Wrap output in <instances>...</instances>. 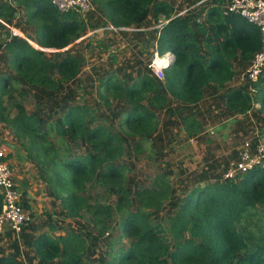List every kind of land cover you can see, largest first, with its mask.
Returning a JSON list of instances; mask_svg holds the SVG:
<instances>
[{"label":"trees","instance_id":"obj_1","mask_svg":"<svg viewBox=\"0 0 264 264\" xmlns=\"http://www.w3.org/2000/svg\"><path fill=\"white\" fill-rule=\"evenodd\" d=\"M16 1L23 5L34 36L11 34L0 43V62L7 65L6 71H0V122L11 125L18 137L27 134L33 144L37 137L48 141V132L53 130L59 137L80 140L88 147L86 154L61 161L66 178L59 187H69L61 196L65 212L75 216L83 210L89 215L91 244L76 229L55 235L46 229L36 234L38 228L32 224L20 234L27 246L22 254L29 264L33 260L34 264H264V171L253 169L238 181L216 179L192 187L168 209L162 224L154 214L170 198L167 173L156 175L151 186L132 192L124 164L119 162L128 138L137 137L139 144V139L157 130V110L163 109L169 117L181 116L189 135L199 133L201 124L192 108L207 89H220L231 80L234 67L246 68L260 48L258 28L238 14H223L219 5L211 6L205 20L198 21L200 16L191 12L172 16L171 6L163 0H91L114 27L140 25L148 16L157 22L163 13L168 21L158 36L155 32L156 44L159 52L175 53L162 81L149 69L150 75L139 72L131 83H123L115 73L100 77L99 97L106 104L110 99L126 104L119 113V130L112 131L94 124L90 108L66 100L68 89L73 92L69 84L82 65L71 46L47 52L30 43L63 49L96 25L74 13H60L47 0ZM13 11L6 0L0 2V19ZM126 76L130 79V74ZM15 82L33 87L39 104L43 101L47 106L48 102L50 110L57 106L59 116L45 119L36 111L27 112L20 102L13 103L12 116L3 97H12ZM245 90L234 88L222 96L227 110L237 113L250 108ZM256 91L254 98L262 109L264 89ZM21 92L26 93L24 88ZM41 149H47L45 144ZM87 183L102 186L114 201L88 202L83 195L88 193ZM114 241L120 246L115 247ZM98 242L105 248L95 256ZM12 246L10 253L0 247V264H23L16 240Z\"/></svg>","mask_w":264,"mask_h":264},{"label":"rangeland","instance_id":"obj_2","mask_svg":"<svg viewBox=\"0 0 264 264\" xmlns=\"http://www.w3.org/2000/svg\"><path fill=\"white\" fill-rule=\"evenodd\" d=\"M198 1L172 0L170 3L181 7L186 4H195ZM215 1L204 0L203 3H198L189 9V12L199 15L198 21H203L211 6H221V0H218L216 4ZM94 6L91 23L96 25L92 26V29H98L97 31L87 36L83 34L63 49H45L47 52L63 51L71 46L70 50L81 58L82 65L76 78L69 84L73 92L67 88L69 95L66 96V100L90 108L95 115L94 124H100L108 130L117 131L122 118L119 113L126 104L112 99L106 104L99 97L100 77L115 73L123 83L126 81L131 83L137 78L139 72L150 75L148 62L154 48L157 29L151 27L154 19H150L151 22L144 20L141 25L124 26V29H119L122 27H113L116 30L103 28L106 26L102 24L105 22L103 12L96 4ZM179 10H172L171 14L178 15ZM11 27L16 29V34ZM11 34L22 37L34 36L30 23L26 22L25 14L24 16L19 15L17 10L11 12L10 17L5 16L0 19V43ZM6 66L5 62L1 61L0 71H6ZM234 70L233 77L238 82V74L244 69L234 67ZM127 74H130V79L127 78ZM14 86L16 90L12 91V97L8 98L7 94L3 97V103L9 111L11 108L12 116L14 115V102L22 103L27 112L36 111L45 119H54L59 116L60 113L57 112L60 110L57 109V106L50 110L48 102H46L47 106H44L43 101L39 104L35 98L33 87L17 82L14 83ZM21 88H24L26 93H22ZM219 92V89L205 91V96L212 94L208 99V104H210L208 110H201L197 105L192 108L201 124L199 133L189 135L184 131L181 116L172 115L169 117V114L162 109L157 110L158 127L150 137L139 139V144L135 143L137 137L128 138L124 144L125 151L119 162L124 164L127 186L132 192L140 187L151 186L152 179L156 175L167 173L166 179L171 187L170 198L165 202L162 210L154 214L155 221L165 224L164 217L168 213V209L182 199L192 187L216 179L222 181L221 174L224 167L229 161L234 160L236 149L244 139H264V108L257 109L259 105L254 98L256 92L247 93L250 96H248L250 110L237 112L238 117L234 116L237 113L227 110L226 106L224 107ZM41 128L46 129L45 127ZM199 134L201 137L198 139L197 135ZM26 135L18 137L14 134L11 125L0 122V147L6 149V159L11 175L14 176V172L17 171L24 176L23 181L26 184L25 186L21 184L22 189L20 188V190L32 201L35 209V211L29 209L32 220L24 227L33 224L38 228L36 234L48 229L52 235L76 229L83 233L88 240L89 215L83 210L75 216H70L65 212L61 196L68 192L69 187L64 190L59 187L61 181L66 178V173L60 164L61 161L75 155L86 154L88 147L80 140L59 137L53 130L48 132V141L46 142L37 137L33 144L30 137ZM43 144L47 147L46 150L41 149ZM85 187L88 193L83 195L88 202L114 201V197L108 195L102 186H90L87 183ZM23 193L22 203H24L25 197ZM88 194H91L92 198L88 199ZM255 220L254 217L251 226L254 225ZM50 226H53L54 229L51 230ZM116 234V232L113 233V235ZM8 235L10 234L0 236V247L6 253L13 250L12 244L17 240ZM19 242L20 240L17 241L18 246L24 249V246ZM88 244H91L89 240ZM114 244L115 247H118L121 243L114 241ZM104 248L103 244L100 248L98 242L95 256L103 252ZM23 263L29 264L25 255Z\"/></svg>","mask_w":264,"mask_h":264},{"label":"built area","instance_id":"obj_3","mask_svg":"<svg viewBox=\"0 0 264 264\" xmlns=\"http://www.w3.org/2000/svg\"><path fill=\"white\" fill-rule=\"evenodd\" d=\"M11 5L15 0H6ZM60 13H74L81 20L88 23L89 14L95 10L91 0H47ZM223 14H238L247 21L255 25L260 33V48L254 53L248 66L240 75V80L247 84V93L256 92L257 84L264 74V0H221ZM168 20H158V29ZM107 24L103 28H113ZM103 28H99L102 30ZM124 29V27L119 28ZM88 27L85 36L97 31ZM159 34V33H158ZM157 34V36H158ZM175 61V53L171 50L159 52L156 44L148 62L150 73L157 79H164V72ZM253 169L264 171V142L261 140L244 139L237 148L234 160L228 165L221 174L222 179L238 181L242 176ZM0 236L10 234L17 240L25 225L32 220L30 210L23 206L22 192L16 186L11 171L9 170L5 147H0Z\"/></svg>","mask_w":264,"mask_h":264},{"label":"crops","instance_id":"obj_4","mask_svg":"<svg viewBox=\"0 0 264 264\" xmlns=\"http://www.w3.org/2000/svg\"><path fill=\"white\" fill-rule=\"evenodd\" d=\"M158 1H160V0H158ZM163 1H165V2H167L170 6H171V8H172V10H179L178 11V14H185V13H187V12H189V9H191V8H193L195 5H197L198 3H201L202 1H204V0H199L198 2H196L195 4H191V5H182L181 7L179 6V5H173L172 3H170V1H172V0H163ZM217 1L218 0H216L215 1V4L217 3ZM203 3V2H202ZM10 4V3H9ZM12 7H14V9H16L17 11H18V13H19V15L20 14H22L23 16H24V9H23V5H19V3H17V1L15 0V2L11 5ZM220 6V5H219ZM221 7V6H220ZM221 9H222V7H221ZM93 12V11H92ZM94 13V12H93ZM173 15H175V14H173ZM172 15V16H173ZM91 16L92 15H90L89 14V20L90 21H92V18H91ZM158 17H159V21L160 20H163V19H165V15L163 14V13H159V15H158ZM150 19L152 20V17L151 16H148V18L146 19L147 21H150ZM145 20V21H146ZM151 22V21H150ZM158 22V21H157ZM157 22L156 21H154V20H152V25H151V27L154 29H157V31H156V34H158V28H159V26H157ZM106 24H110L109 22L108 23H106ZM141 25V24H140ZM12 28V27H11ZM14 31V34H16L17 32H16V29L15 28H12ZM18 31H20V33H21V30L20 29H18ZM20 33H18V34H20ZM22 34V33H21ZM28 41L30 42L31 40H29L28 39ZM31 44H33L35 47H37V48H40L37 44H34L33 43V41L32 42H30ZM248 66V65H247ZM246 66V67H247ZM244 71V70H243ZM243 71H241L240 73H242ZM239 73V74H240ZM238 74V82H236L235 80H234V77L231 79V80H229V81H227L225 84H224V86H223V90L222 89H219V93H221V98H222V101H223V105H224V107H225V100H224V98L222 97V96H224L225 95V93L226 92H228V91H230V90H232V89H234V88H239V87H245V89L247 90V84H245V82H243V81H241L240 80V75ZM237 75V74H236ZM236 83V84H235ZM262 89H264V74H263V76L261 77V79H260V81H259V83L257 84V90H262ZM245 90V91H246ZM257 92V91H256ZM212 94H209V95H207V96H203V98L197 103V107H200V109L201 110H208V108H209V105L210 104H208V99H209V96H211ZM256 102H258L257 104L259 105V107L257 108L258 110H259V108H261V104H260V102L259 101H256ZM248 110H250V109H248ZM247 110V111H248ZM257 110V111H258ZM200 112V111H199ZM200 113H202V112H200ZM203 114V113H202ZM234 116H237L238 117V113L236 114V115H234ZM198 136V139L201 137L200 136V134L199 135H197ZM261 141H263L264 142V139L262 138V140ZM236 153H237V149H236ZM23 179H24V176L22 175V174H19L17 171H15L14 172V176H13V180H14V182H15V184H16V186L20 189L22 186H21V184L22 185H24L25 186V184H26V182L25 181H23ZM22 189V188H21ZM25 189H23V191H24ZM29 191V190H28ZM22 192V191H21ZM25 192V191H24ZM23 193V192H22ZM29 193H30V191H29ZM24 195H25V193H23ZM26 197V198H25ZM25 197H24V206L25 207H27L28 209H30L31 211H35V209H34V206L32 205V201L31 200H29L28 198H27V196L25 195ZM26 203V204H25ZM20 244L22 245V246H24V249H22L21 248V246H19L20 247V251H21V260H22V262H23V254H22V252L23 251H27L26 249H27V246L23 243V240H22V236L20 237ZM22 240V241H21ZM16 241H18V240H16ZM35 263V260H33L32 261V264H34ZM24 264V263H23Z\"/></svg>","mask_w":264,"mask_h":264},{"label":"water","instance_id":"obj_5","mask_svg":"<svg viewBox=\"0 0 264 264\" xmlns=\"http://www.w3.org/2000/svg\"><path fill=\"white\" fill-rule=\"evenodd\" d=\"M40 49L44 50L45 48H41V47H40ZM45 50H46V49H45Z\"/></svg>","mask_w":264,"mask_h":264}]
</instances>
